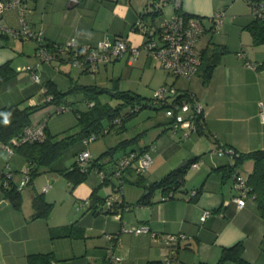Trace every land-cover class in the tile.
Returning a JSON list of instances; mask_svg holds the SVG:
<instances>
[{
  "label": "crops",
  "instance_id": "1",
  "mask_svg": "<svg viewBox=\"0 0 264 264\" xmlns=\"http://www.w3.org/2000/svg\"><path fill=\"white\" fill-rule=\"evenodd\" d=\"M148 1L27 0L24 17L30 28L42 31L47 42H64L74 37L80 43L95 44L106 37L123 36L130 44L141 45L145 35L132 25L138 19V13L146 11ZM253 1L182 0V11L201 17L204 25L196 41L200 65L190 77L171 74L159 60L142 50L134 60H130L126 52L101 65L95 74L90 73L93 79H100L88 82L82 80L86 77L82 75V67L72 65L67 53L59 54L51 62H41L36 53V41L0 32V65L9 63L13 71L12 76L0 82V108L11 104L20 107L44 105L47 103L44 98L48 95L45 92L48 80L62 91L69 90L74 84H95L100 101L99 93L106 90L113 94L115 90H130L150 98L159 87L172 86L180 93L188 92L196 97L202 106L197 129L185 136L184 130H171L166 116L160 120L152 119L149 129L137 132L140 138L135 145L150 149L153 162L142 172L131 168L124 172L121 197L132 207L119 215L94 213L80 206V201L88 199L92 191L105 197L118 183L113 179L115 177L103 180L96 168L89 170L85 179L74 187L72 203L76 211H83L76 216L73 207H67L64 210V219L67 220L63 221L52 215L32 217L33 194L43 192L47 198L54 196L57 191L53 186L55 180L46 177L42 182L43 176L34 178L31 189L23 192V187L21 190L19 209L3 197L0 189V201L6 200V204L0 206V264H28L27 255L36 252H52L53 261L49 264H102L109 246L106 233L113 232L119 235L114 253L121 259V264H167L166 258L181 264L199 261L213 264L224 246L238 241L244 244L246 260L251 264H264V219L249 196L244 197L243 206L238 207L233 200L236 190L232 176L218 168L235 161L233 154L219 153V147L238 152L264 148V121L259 115L261 106L264 107V42L255 43L246 27L254 19ZM168 5V11L165 5V8L161 6L164 17L173 12L170 0ZM217 14H221V23L215 28ZM3 19L6 24L17 26V10L9 9ZM23 63L36 69L39 81L32 79ZM161 70L173 80L168 82ZM67 97L74 101L69 95ZM81 99L85 107H77L76 102L74 105L84 110L88 102L84 95ZM24 100L28 104L21 106ZM48 111L47 107L40 108L35 122L30 116V124L45 121L51 133L48 119L44 117ZM127 129L125 122L120 131L113 129L110 132L118 134L123 131L126 135L121 139L130 138L134 134H127ZM169 130L173 135L168 133ZM182 139L185 142H181ZM119 140L114 137L113 141L116 144ZM0 144V174L10 171L18 183L22 177L18 180L17 174H21L26 161L17 153L9 154L4 144ZM193 157H197L198 165L187 167L183 185L172 192V197L157 188L149 194L150 202L137 203L148 192L144 184L159 180L181 161L186 160L187 164V160ZM252 168L253 161L246 159L236 169L247 176ZM46 184L49 187L44 191ZM199 187L201 191L196 199H190L189 194ZM204 210L210 213L201 219ZM65 221L75 224L77 234L51 238L49 227L67 225ZM139 225H147L150 231H133ZM123 227L129 230L124 231ZM151 232L181 233L184 236H177L166 244L161 237H153ZM225 264L234 262L227 260Z\"/></svg>",
  "mask_w": 264,
  "mask_h": 264
},
{
  "label": "trees",
  "instance_id": "2",
  "mask_svg": "<svg viewBox=\"0 0 264 264\" xmlns=\"http://www.w3.org/2000/svg\"><path fill=\"white\" fill-rule=\"evenodd\" d=\"M170 1L172 2L173 0ZM159 3L160 0H149L145 5L146 11L138 13V19L143 20L146 26L158 24L163 20V11ZM182 13L186 17L196 16L193 14H187L184 11H182ZM197 17L202 20L201 17ZM136 21L133 23L132 28L138 30V28L136 27ZM246 27L252 33L255 43L264 42V17L259 18L254 16V19L249 24H247ZM50 44L51 43L48 42L47 45L50 46ZM12 72V67L9 65V63L1 64L0 82L12 76ZM45 87L46 94L52 95V100L50 102H54L57 105L63 104L64 106H67L68 109H71L74 112L76 116L75 126L77 127V130L71 133H64L61 136H56L49 133L46 128V136L42 141H26L13 146L14 153L19 154L26 161V165L28 167L26 185L32 184L34 178L38 174H40V172L44 168H49L52 163L61 155L62 151L74 141L81 139L84 142V139L93 133L96 135L97 139L99 136L105 135L113 129L115 131H120L128 118L136 114L141 108L145 106L155 109H162L160 105L156 104L153 101V95L150 98L142 97L140 94L130 90H115L113 96L118 98V103L112 105V103L110 102H101L100 100H98V87L95 84H74L69 90L62 91L58 89L53 81L48 80L45 83ZM77 92H81L82 95H84V99H86V101L88 102V106L84 110L78 109L74 105V101L69 100L67 97L68 95ZM181 96L184 100H190L191 98L188 92L181 93ZM40 105L41 104L20 107L18 104H11L2 106L0 108V142L3 144H7L12 137L19 136L23 128L27 125H30L31 123L30 113ZM123 107H125L127 110L122 111ZM139 136L140 135L137 134L130 138L121 139L104 152L108 155H111L112 157L111 168L113 167L114 162L121 156L128 155L133 163V161H135L139 154L142 151L146 150L145 147L137 148V146L135 145L139 141ZM116 152H120V156L118 158H115L114 156ZM233 155L235 156L234 162L221 165L218 168L224 169L227 176L230 177L233 175V173L238 172L236 168L242 161L246 159H251L253 161V168L251 172L246 176L248 193L245 197L249 196L254 200L257 211L264 219V148H257L248 152H238L236 150H233ZM195 161H197V157L190 158L187 160V164L185 167L174 168L159 180L144 184L148 192L140 197L137 203L150 202L148 196L152 190L157 188H160L166 195L171 193L170 196L172 197V192L182 187L184 182V174L187 167ZM93 168H96L99 173L103 170L108 174H110L112 170L111 168L110 170H106L107 167L105 166V163H102L99 158H92L89 166L85 168H81L77 164H73L71 168L63 169L60 172L67 177H70L75 182H80L85 179L89 170ZM130 168L134 170V167L131 164V166L127 167L124 172ZM123 175L121 178H119V185L123 184ZM12 177L13 176L7 179V185H4L3 179L0 182V189L2 191L3 197L8 199L15 208L19 209L22 203V188H18V183L15 182ZM109 180H111V178ZM200 191L201 188L199 187L194 191V195L189 194L190 199H196ZM107 197L108 195L105 197H99L95 193V190L92 191L88 197V205L86 206L87 209L92 210L94 213L105 212L119 215L122 211L128 210L132 207V204L124 201L121 197V201L117 203V205L113 206L112 209H103L102 205ZM51 205L52 204L47 202V200L45 199L43 192L34 193L32 196V206L34 209L32 217L47 218L51 211ZM74 226V223H70L64 226L49 227L50 236L51 238H55L61 236L76 235L77 233L75 232ZM107 234L117 236L118 242H115L116 238L108 239ZM106 238L109 241V246L107 249L105 260L102 264H115L111 260L109 252L112 251L114 253V247L119 243L118 232L106 233ZM243 251L244 244L242 241H238L230 246H224L221 249L218 260L213 264H225L227 260L233 261L234 264H251L244 258ZM51 261H53L52 252H36L27 255L28 264H49ZM175 264L181 263L177 262ZM196 264L211 263L199 261Z\"/></svg>",
  "mask_w": 264,
  "mask_h": 264
},
{
  "label": "built area",
  "instance_id": "3",
  "mask_svg": "<svg viewBox=\"0 0 264 264\" xmlns=\"http://www.w3.org/2000/svg\"><path fill=\"white\" fill-rule=\"evenodd\" d=\"M27 0H0V32L8 34L14 38L20 39H33L36 41V53L41 62H51L59 54L67 53L69 56V62L72 65L81 66L83 70L95 74L101 65L107 64L110 61L121 57L126 52L130 60L136 59L142 50L146 51L152 58L160 61L161 66L175 76L190 77L195 74L200 65V56L196 50V41L204 29L202 21L195 16L186 17L182 13V0H173V12L164 17L158 24L146 26L143 20L138 19L136 21V27L145 35V40L141 45L130 44L128 39L119 36L115 38H103L95 44L80 43L76 38L71 37L64 42H48L44 39L42 31H38L29 27L24 17V7ZM252 13L255 17H264V0H254L252 3ZM9 9L17 10V26H11L4 22V14ZM214 27L217 28L221 23V14H217L214 19ZM241 54V53H240ZM26 70L30 72L32 79L39 81V73L33 66H26ZM154 102L162 107L165 116L169 119L170 128L176 132L178 130H184V136L190 131L197 129V125L202 117V106L196 97L191 95L190 100L182 99L181 93L178 92L172 86H161L154 91ZM52 95L45 96L44 101H51ZM68 110L67 106L63 104L56 105V112ZM260 119L264 121V107L261 106ZM46 123L40 122L37 124H30L23 128L19 136H14L7 144H4L5 149L9 154L14 153L13 146L22 142L28 141H42L46 134ZM96 139V135L90 134L84 139L85 143H89ZM219 153H231L233 150L226 149L224 147L218 148ZM92 160V156L89 150L85 149L79 152L76 156V164L79 167H87ZM153 162V157L150 149L142 151L135 161H131L128 155L118 158L112 167L111 173L108 174L105 171H101L99 174L102 179L109 180L112 177H122L124 170L131 166L134 167L136 172H142L150 167ZM198 161L191 164L192 167H196ZM22 179L18 182V188H23L27 183L28 167L25 165L22 169ZM3 176V177H2ZM12 176L11 172H4L0 174V178L3 180L4 185H7V179ZM233 187L236 190V194L233 196L234 202L238 207H242L244 204L243 198L248 193V185L246 183V176L239 172L233 173ZM49 184L43 187V190H47ZM123 194V184L116 183L114 185V191L108 195L105 199L102 208L112 209L121 201V195ZM168 194L167 196H170ZM194 195V191L190 193ZM88 205V199L80 201V206L86 207ZM126 209V207H125ZM210 213L209 210H204L201 219H204ZM122 230H129L122 228ZM135 232H148L150 231L147 225H139L133 229ZM155 238L161 237L164 242L170 243L177 236L183 237L184 235L179 233H164L157 234L151 232ZM107 238H116L115 242H118L117 236L107 234ZM111 260L118 264L120 258L116 256L112 251L109 252ZM167 264H175L176 262L170 258L165 259Z\"/></svg>",
  "mask_w": 264,
  "mask_h": 264
},
{
  "label": "rangeland",
  "instance_id": "4",
  "mask_svg": "<svg viewBox=\"0 0 264 264\" xmlns=\"http://www.w3.org/2000/svg\"><path fill=\"white\" fill-rule=\"evenodd\" d=\"M140 1V0H138ZM144 1V0H141ZM169 0H160V5L162 6V8L166 7V11L169 10V5H168ZM165 5V7H164ZM23 67H25L27 64L23 63L22 64ZM159 69H161L160 67H158ZM162 73L166 76V79L168 80V82L173 80V77L171 75H168L164 70H161ZM92 74V73H91ZM90 72H84L83 71V76L86 77H82V80L88 81V82H96L98 81L100 78L98 79H93L91 76ZM25 81V80H24ZM156 81V80H154ZM100 95V99L101 101H109L110 103H112V105H115L118 103V98L113 96L112 94H110L109 92H101L99 93ZM98 96V94H97ZM70 98H72L74 100V102H76V106L77 107H85L84 104L82 102L83 99L82 98V94L81 93H73L71 95H69ZM28 101L24 100L22 101V105H27ZM56 103L54 102H47L43 105V103L35 108L31 113L30 116L32 118V122H35L37 120V116L38 114L37 111L42 108V107H47V110L49 109L47 115H45L44 117L48 119L47 123L49 126V129L51 130V133L53 135L56 136H61L64 133H71L75 130H77V127L75 126L76 123V116L74 114V112L71 109L62 111V112H55L56 110ZM123 110H127L125 107H123ZM152 116V117H150ZM165 115L162 109H155V108H151L148 106H145L143 108H141L136 114H134L133 116L129 117L128 120L126 121L128 129H127V134H136L137 132H139L140 130L144 129V128H150L151 127V123H152V119H164ZM123 131L119 132L118 134H115L113 132L107 133L105 135H101L99 136L96 140H93L89 143H84L83 140H76L73 143H71L70 145H68L61 153V155L52 163V165L49 168H44L40 174H38L35 178L38 177H44L42 182L45 180L46 177H49L51 180H55L53 182V186H55L56 190L54 196L52 197H46V193H44L45 199L47 200V202L51 203V211L49 215H52V217H54L55 219H57L58 221H63V220H67L64 219V210L66 211L67 207L72 206L73 207V211H76V206L72 203L73 201V196H74V187L79 184L78 182H75L73 179H71L70 177H67L66 175L62 174L60 171L63 169H69L72 167L73 164H76V156L79 152H81V150L84 149H88L91 152V156L92 158H99V160L102 163H105V166L107 167L106 170H110L111 168V160L112 157L111 155H108L107 153H104L107 149H109L111 146H113L114 143V137L117 138V140L123 138V135H126V133H122ZM169 134L173 135V132H171L170 130L168 131ZM115 134V136H114ZM133 135V136H134ZM197 134H192V136H196ZM114 136V137H113ZM185 139H182L181 142H185ZM116 142V141H115ZM1 144H0V150H1ZM79 150V151H77ZM77 152V154L75 155V153ZM96 154V155H95ZM115 158H118L120 156V152H116L114 154ZM94 169V168H93ZM19 170V168H18ZM14 171V170H13ZM16 172V171H14ZM21 172V171H20ZM17 173L14 174V176ZM22 174V172H21ZM21 174H17L18 176V180H20L22 177ZM115 180V182H118V179L115 177L113 178ZM60 181V182H59ZM64 181V182H63ZM31 184H27L24 186V191H27L29 189H31ZM53 198V199H52ZM55 207V208H54ZM54 208V210H53ZM53 210V211H52ZM83 211V209H81L80 211H76V216H79L80 213ZM72 220V219H71ZM74 221V220H73ZM66 223H70V221H65ZM72 222V221H71Z\"/></svg>",
  "mask_w": 264,
  "mask_h": 264
},
{
  "label": "water",
  "instance_id": "5",
  "mask_svg": "<svg viewBox=\"0 0 264 264\" xmlns=\"http://www.w3.org/2000/svg\"><path fill=\"white\" fill-rule=\"evenodd\" d=\"M106 92H109L110 94H113V92H112V91L110 92L109 90H106ZM185 164H186V160H183V161H181V162L176 166V168H181V167H183ZM3 204H6V200H2V201H0V206L3 205Z\"/></svg>",
  "mask_w": 264,
  "mask_h": 264
}]
</instances>
